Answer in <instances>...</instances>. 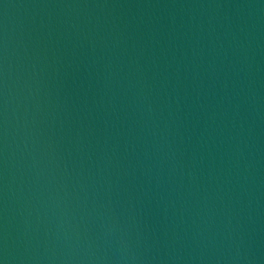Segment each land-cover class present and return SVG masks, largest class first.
<instances>
[{"label":"water","instance_id":"obj_1","mask_svg":"<svg viewBox=\"0 0 264 264\" xmlns=\"http://www.w3.org/2000/svg\"><path fill=\"white\" fill-rule=\"evenodd\" d=\"M0 264H264V0H0Z\"/></svg>","mask_w":264,"mask_h":264}]
</instances>
